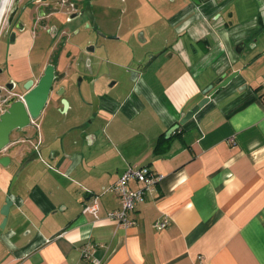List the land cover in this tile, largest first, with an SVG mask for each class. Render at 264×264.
<instances>
[{"label":"crops","instance_id":"crops-1","mask_svg":"<svg viewBox=\"0 0 264 264\" xmlns=\"http://www.w3.org/2000/svg\"><path fill=\"white\" fill-rule=\"evenodd\" d=\"M121 2L108 8L118 12L107 33L116 38L99 41L106 53L95 66L88 57L80 93L70 89L82 75L72 60L80 52L70 48L59 64L68 105L54 92L35 123V147L50 146L46 166L30 167L12 189L0 264H91L86 246L100 264H264V0ZM44 47L24 48L15 65L35 63L40 75ZM235 72L167 137L210 85ZM135 166L163 179L125 228L108 218L122 208L111 188ZM95 197L98 218L83 213ZM164 219L167 228L156 230Z\"/></svg>","mask_w":264,"mask_h":264},{"label":"flooded vegetation","instance_id":"flooded-vegetation-1","mask_svg":"<svg viewBox=\"0 0 264 264\" xmlns=\"http://www.w3.org/2000/svg\"><path fill=\"white\" fill-rule=\"evenodd\" d=\"M88 5L92 8L93 3L89 0L85 4L83 3V6L81 5L79 9V6L72 0H61L60 2H52L51 0H6L0 18V43H4L5 49L9 52V57L5 61L6 67L2 66L4 61L0 62V116L8 109V103L12 99L15 101L20 100L25 93V91H22L24 86L30 84L32 88L38 83L46 67L50 64L56 67V81L52 94L60 92L61 89L64 90V87L66 91L69 89L70 85L65 80L67 75L59 71V64L74 55L70 48L78 53L80 52L73 56V61L77 60L81 53L85 51L76 47L78 43L73 41V35L70 34L71 31L68 30L67 25L81 18L85 14ZM75 16L79 17L73 19ZM88 25L92 27V23H88ZM40 42H42L41 45L45 43L47 48L44 47L38 58L39 66L42 65L40 75H37L38 66L35 63L15 65L16 57L21 55L24 48L38 46ZM90 45L97 47L98 42ZM9 59L11 62L13 61V64H9ZM70 65V67H73V63H70ZM11 68H13V72ZM6 73L12 75L13 78L7 79ZM20 73L28 78L19 79ZM62 98L59 99L60 104ZM35 123L26 132L13 131L10 135L9 145L0 152V162L9 165L12 175L19 171L28 155H32L35 151L45 147L42 146V143L35 147V140L37 139ZM19 158L20 160H18ZM3 170L2 165H0V174ZM8 187L9 184L7 187L2 185L0 179V191H6ZM0 203H2L0 204L1 208L4 202Z\"/></svg>","mask_w":264,"mask_h":264},{"label":"water","instance_id":"water-1","mask_svg":"<svg viewBox=\"0 0 264 264\" xmlns=\"http://www.w3.org/2000/svg\"><path fill=\"white\" fill-rule=\"evenodd\" d=\"M5 2L6 0H0V18ZM85 14L89 22L92 23V27L88 25V28H92L97 32L99 37L104 38L105 35L98 30V27L95 23L93 11L90 5L86 7ZM78 17L79 16H75L73 17V19H77ZM85 43L88 44L86 50L84 49V46H86L84 45ZM90 44V40L86 39L85 41L78 43L76 47L78 49H84L86 53H94L98 46L95 47L94 45ZM102 48L105 49L104 46ZM129 73L131 75L130 80L132 82H136L138 80V72L130 71ZM238 76L239 72L231 73L230 75H223L222 77L217 79L214 84L210 85L205 91V95L207 96L202 101H200L198 105L193 107L188 113L183 115L179 124L169 131L167 137H170L173 133L178 131L181 126L186 125L190 120H192L201 111L202 108H204L216 97L218 91L230 85L232 82H234V80H236ZM65 80L68 84H70L68 78H66ZM55 81L56 67L50 64L46 67L43 76L34 87L31 88L30 84L24 86L22 88V91H25V93L21 96L20 100L15 101L14 99H12L8 103V109L0 116V152H2L6 148V146L9 145L10 135L13 131H17L19 133L26 132L33 123L40 119L43 111L45 110L51 99ZM65 92L66 89L64 87V90L61 89L60 92L56 93V97H58L59 99L62 98ZM92 104L93 112L96 113L99 108V101L95 94H93ZM61 105L66 108L68 104L66 101L62 100ZM49 148L50 146L42 147L39 150L35 151V153H33L32 155H28L27 159L23 162L21 168L15 175H12L11 171L9 170V165H5L4 163L0 162V165H2L4 169L0 174L1 182L3 184H9V187L6 191H0V202H4V205H2L0 208L1 217H5L6 219L10 217L9 212L13 205L11 193L19 177L32 166H35L37 170L41 169L42 166H46L44 157L46 155L45 151H47ZM54 152L55 151H49L51 158Z\"/></svg>","mask_w":264,"mask_h":264},{"label":"built area","instance_id":"built-area-1","mask_svg":"<svg viewBox=\"0 0 264 264\" xmlns=\"http://www.w3.org/2000/svg\"><path fill=\"white\" fill-rule=\"evenodd\" d=\"M163 176L154 172L147 166H135L128 169L113 185L111 190L118 195L122 208L117 211L108 213V218L115 220L119 225L130 228L136 225L133 220L129 219V214L136 211L137 207L146 202V200L155 193L157 185L162 181ZM134 182L140 187L138 189H131L130 184ZM100 211V204L98 197H95L90 205L84 208L83 213H91L98 218ZM169 221L164 219L157 222L154 227L161 231L167 228ZM83 258L91 264H100L93 256L91 248L86 246L82 251ZM198 264H205L204 258L199 257Z\"/></svg>","mask_w":264,"mask_h":264},{"label":"rangeland","instance_id":"rangeland-1","mask_svg":"<svg viewBox=\"0 0 264 264\" xmlns=\"http://www.w3.org/2000/svg\"><path fill=\"white\" fill-rule=\"evenodd\" d=\"M51 1L52 2H56V1L60 2L61 0H51ZM72 1L74 3H76L80 9L81 5L83 6V3L85 4L89 0H72ZM103 1H100L101 2L100 3V2H96V0H90V2L93 3L92 11H93L95 23L98 27V30L101 31L105 35V37L104 38L99 37V35L97 34L96 31H94L92 28H90V29L88 28V23H90V22H89L87 16L85 14H83L81 18H79L76 21H74L73 23L67 25L68 30L71 31L70 34L73 35L72 39L75 43L83 42L86 39L90 40L91 44L92 43L96 44L97 42L99 43V41L109 42V40H107V39H109L110 36H108L107 33H109L108 31H110V29H113L116 26V23H115L116 20L114 18H116L118 16V12L115 11V8H119L118 5H120V3H121L120 9H122L123 7H126V5L122 4L121 0H106V1L103 0ZM103 3H104V5H103ZM110 3H111V5L114 4L113 6L115 7L114 10H112V11H110V9H108ZM110 18L111 19L113 18V19L110 20ZM41 43L42 42H40V45L37 46L35 52H38V50L40 51V48L42 46ZM45 49H47V48L45 47ZM84 49L86 50L87 47H85ZM105 53H106V51L104 48H102V47L98 48L97 47L96 52L93 54H88V53H86V51L81 54V56L78 58L77 66H79V69H80L82 75L81 76L79 75V76L73 78V81H72L73 86L70 87L71 91L80 93L81 87H79L80 86L79 84H80L81 78H83L84 74L88 75L91 72L87 69L88 57L90 58L92 65L95 66L96 61H98L97 60L98 55L101 56V54H102L104 56ZM8 54H9V52L7 51V49H5L4 43L1 42L0 43V62L2 63L4 61L5 65H4V63H2L3 67H6L5 61L8 60V57H9ZM24 54H26V57L29 56L28 55L29 53H27V52H24ZM34 59L35 60L37 59L36 55L33 57V60ZM9 64L10 65L13 64V61L11 62V60H10ZM11 69L13 72V68H11ZM6 77H7V79L13 78V76L9 75L8 73H6ZM113 82H115V80H112L110 82V84ZM88 88H89V96L91 98V101L93 102V94H95V91L93 90L92 83H90ZM91 120L92 119H90L89 122Z\"/></svg>","mask_w":264,"mask_h":264}]
</instances>
